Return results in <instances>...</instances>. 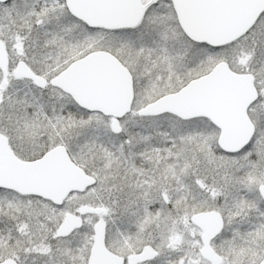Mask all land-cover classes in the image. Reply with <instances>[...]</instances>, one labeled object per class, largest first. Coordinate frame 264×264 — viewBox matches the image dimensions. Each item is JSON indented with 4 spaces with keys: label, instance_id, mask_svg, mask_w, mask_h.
I'll return each mask as SVG.
<instances>
[{
    "label": "snow or ice",
    "instance_id": "obj_1",
    "mask_svg": "<svg viewBox=\"0 0 264 264\" xmlns=\"http://www.w3.org/2000/svg\"><path fill=\"white\" fill-rule=\"evenodd\" d=\"M0 264H264V0H0Z\"/></svg>",
    "mask_w": 264,
    "mask_h": 264
}]
</instances>
